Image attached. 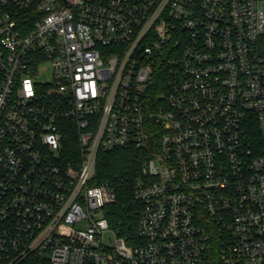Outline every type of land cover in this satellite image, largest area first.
Segmentation results:
<instances>
[{"label":"built area","instance_id":"2783aa9c","mask_svg":"<svg viewBox=\"0 0 264 264\" xmlns=\"http://www.w3.org/2000/svg\"><path fill=\"white\" fill-rule=\"evenodd\" d=\"M263 34L264 0H0V264H264ZM122 149L134 244L96 179Z\"/></svg>","mask_w":264,"mask_h":264},{"label":"trees","instance_id":"16d2710c","mask_svg":"<svg viewBox=\"0 0 264 264\" xmlns=\"http://www.w3.org/2000/svg\"><path fill=\"white\" fill-rule=\"evenodd\" d=\"M259 50L264 58V34L259 42ZM75 133L66 136L63 153L68 161L77 155ZM143 153L137 149H122L98 154L97 182L108 183L116 192V202L103 209L104 217L118 237L128 244L137 242V230L142 214V205L135 197L136 185L141 177ZM22 264H50L49 261L35 255Z\"/></svg>","mask_w":264,"mask_h":264},{"label":"rangeland","instance_id":"374dc122","mask_svg":"<svg viewBox=\"0 0 264 264\" xmlns=\"http://www.w3.org/2000/svg\"><path fill=\"white\" fill-rule=\"evenodd\" d=\"M35 82L41 86L50 85L53 83L52 70L48 63L41 66L35 78ZM107 239L111 238V233L106 235Z\"/></svg>","mask_w":264,"mask_h":264},{"label":"water","instance_id":"95a60500","mask_svg":"<svg viewBox=\"0 0 264 264\" xmlns=\"http://www.w3.org/2000/svg\"><path fill=\"white\" fill-rule=\"evenodd\" d=\"M154 119H155V117H154Z\"/></svg>","mask_w":264,"mask_h":264}]
</instances>
